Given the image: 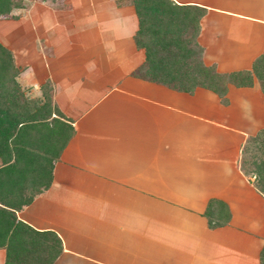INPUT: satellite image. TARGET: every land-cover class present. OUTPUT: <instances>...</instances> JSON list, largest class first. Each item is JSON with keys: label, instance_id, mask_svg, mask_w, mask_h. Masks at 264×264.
<instances>
[{"label": "crops", "instance_id": "0c3cea01", "mask_svg": "<svg viewBox=\"0 0 264 264\" xmlns=\"http://www.w3.org/2000/svg\"><path fill=\"white\" fill-rule=\"evenodd\" d=\"M114 1L108 15L90 16L83 35L64 32L72 55L64 49L60 59V36L45 34L50 22L34 35L52 48L30 66L40 63L72 134L49 186L16 218L56 234L52 264H259L264 195L240 169L245 139L264 127L257 81L227 84L224 104L202 87L189 94L131 76L143 60L132 39L136 17ZM172 1L205 9L196 40L216 71L249 69L262 52L264 0ZM18 20L9 19L13 27ZM211 199L229 218L210 227L206 216H223L215 204L205 213Z\"/></svg>", "mask_w": 264, "mask_h": 264}, {"label": "trees", "instance_id": "16d2710c", "mask_svg": "<svg viewBox=\"0 0 264 264\" xmlns=\"http://www.w3.org/2000/svg\"><path fill=\"white\" fill-rule=\"evenodd\" d=\"M50 1V0H40ZM59 1V0H52ZM136 17L132 35L143 60L130 75L166 88L192 93L202 87L226 103L227 84L251 86L255 79L264 95V47L249 69L218 72L214 64L202 62V47L196 37L205 9L172 0H122ZM22 7V0H0V18ZM14 17V16H10ZM18 69L10 50L0 43V248L2 264H52L61 252L59 238L49 230H35L17 219L15 211L31 202L51 181L53 162L72 134V126L51 101V83L40 85V100H30L20 89ZM240 169L253 177V186L264 195V127L248 136L241 149ZM217 205L229 218L226 206L211 199L205 213ZM264 264V241L258 252Z\"/></svg>", "mask_w": 264, "mask_h": 264}, {"label": "rangeland", "instance_id": "374dc122", "mask_svg": "<svg viewBox=\"0 0 264 264\" xmlns=\"http://www.w3.org/2000/svg\"><path fill=\"white\" fill-rule=\"evenodd\" d=\"M108 1V0H107ZM105 0H59V1H40V0H22V7L16 8L18 14L14 15L11 10L10 14L5 18H0V43L11 51L15 66L18 69V74L16 76V81L18 82L21 91L25 97L30 100H40L42 99L40 94V85L44 83L47 77H42L41 59L37 56L51 55L52 46L42 43L41 39H35L34 35L37 33L40 35L42 33L41 23L44 21L50 22V26L45 30L46 37L48 39H54L60 36L58 39V45L56 50L59 52L60 59H62V54L69 51V47L64 42V32L68 33L69 37L73 35L78 36L83 35L84 32L88 30L86 24L90 21V16L94 19V16H106L107 5ZM119 0H115V4ZM122 1V0H120ZM96 5L100 7V12L96 14ZM131 6V5H130ZM132 7V6H131ZM14 16V17H10ZM18 25L13 27L12 22L9 19H18ZM36 22V23H35ZM41 22V23H40ZM33 24V26H32ZM57 25H60L56 30ZM74 25V29L72 28ZM13 27V28H12ZM34 27L36 29H34ZM79 27V28H78ZM82 28V29H80ZM85 28V29H83ZM19 35L17 38L16 36ZM57 41V39H56ZM74 47L68 52L72 55L76 53L72 51ZM36 53V54H35ZM36 57V58H35ZM256 57V56H255ZM69 58V57H68ZM59 63L61 64L62 61ZM34 61L38 62V65L34 66L36 71L31 68V63ZM69 61V60H68ZM68 61L64 60V64H68ZM203 62V61H202ZM204 63V62H203ZM205 65L214 63H204ZM38 66V67H37ZM215 66V65H214ZM33 67V66H32ZM30 76L26 80L28 71ZM34 72V73H33ZM51 101L52 100V86H51ZM55 105V104H54ZM56 106V105H55ZM252 177V176H251ZM253 181V178H252ZM0 261H2V251H0Z\"/></svg>", "mask_w": 264, "mask_h": 264}]
</instances>
